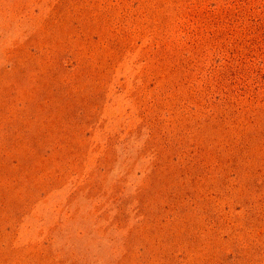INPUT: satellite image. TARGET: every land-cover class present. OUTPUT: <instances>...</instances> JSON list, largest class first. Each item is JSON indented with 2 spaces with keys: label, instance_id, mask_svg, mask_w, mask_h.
<instances>
[{
  "label": "rangeland",
  "instance_id": "374dc122",
  "mask_svg": "<svg viewBox=\"0 0 264 264\" xmlns=\"http://www.w3.org/2000/svg\"><path fill=\"white\" fill-rule=\"evenodd\" d=\"M0 264H264V0H0Z\"/></svg>",
  "mask_w": 264,
  "mask_h": 264
}]
</instances>
